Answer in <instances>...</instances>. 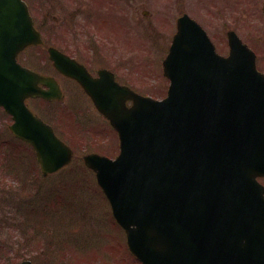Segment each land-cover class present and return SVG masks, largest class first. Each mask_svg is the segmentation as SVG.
<instances>
[{
  "label": "water",
  "instance_id": "1",
  "mask_svg": "<svg viewBox=\"0 0 264 264\" xmlns=\"http://www.w3.org/2000/svg\"><path fill=\"white\" fill-rule=\"evenodd\" d=\"M39 43L27 5L0 0V107L48 175L73 152L26 105L30 97H61L53 78L17 62ZM230 46L221 57L198 24L180 23L164 62L171 85L162 101L120 86L107 71L96 80L70 74L119 134L116 160L90 154L84 161L143 264H264V186L256 180L264 176V76L232 34Z\"/></svg>",
  "mask_w": 264,
  "mask_h": 264
},
{
  "label": "rangeland",
  "instance_id": "2",
  "mask_svg": "<svg viewBox=\"0 0 264 264\" xmlns=\"http://www.w3.org/2000/svg\"><path fill=\"white\" fill-rule=\"evenodd\" d=\"M26 1L31 3L47 45L80 59L88 58L95 50L101 64L110 62L115 67L109 69L122 83L144 95L159 99L166 96L169 81L163 75L162 60L167 54L166 40L173 36L176 26L163 22L161 0H134L132 5L126 3L130 0H108L114 6L110 7L112 12L108 7L96 11L95 5L85 3L93 0ZM139 7L141 13L147 10L151 14L137 21L131 14ZM128 14L133 19H128ZM89 15L98 18L93 23ZM121 16L125 24L116 23L121 22ZM48 60L46 46L29 49L20 59L25 66L52 74V68L46 65ZM59 82L65 91L62 101H32L30 108L56 127L73 149L75 159L46 178L39 172L32 187L23 182L18 187L20 183H16L21 205L25 204L17 212L12 194L0 191V264H6L2 259L12 255L14 248L21 260L29 259L34 264H139L133 263L125 235L114 224L95 174L82 160L91 152L116 157L120 151L118 135L73 83L61 78ZM11 123L0 109V162L13 160L12 153L7 152L16 150L24 166L25 162L35 165L33 150L9 133ZM40 213L39 221L36 215Z\"/></svg>",
  "mask_w": 264,
  "mask_h": 264
},
{
  "label": "flooded vegetation",
  "instance_id": "3",
  "mask_svg": "<svg viewBox=\"0 0 264 264\" xmlns=\"http://www.w3.org/2000/svg\"><path fill=\"white\" fill-rule=\"evenodd\" d=\"M95 1L96 0L91 3H94L96 11H100L102 8L114 7L110 6V1L108 0H97L107 6L101 3L98 4V2ZM126 1L128 0H125V2ZM85 3L91 5L90 2ZM126 3L132 5L134 0H130ZM97 4L98 7H96ZM160 4L163 5L160 15L164 23L166 22L176 26L177 31L181 22L188 20L196 21L206 30L212 42L215 44L217 52L223 56H227L230 51L229 33L231 31L235 32L242 42L249 46L255 53L257 67L264 73V0H161ZM110 9V12L114 11L112 10L113 8ZM140 9L139 7L134 14H131L132 11L129 12L132 16L135 15L133 17H135L137 21L140 20L142 16L145 17L151 14L147 10H143L141 13L139 11ZM129 14L127 15L128 19H133ZM119 19L121 22L116 23L124 22L122 16L119 17ZM123 24H125V22ZM208 25H213V27L209 29L207 28ZM175 33L170 39L166 40L167 53L169 52ZM63 53L76 60L77 63L84 68H87L88 72L93 76H97L101 68H115L109 61L108 64H101L99 53H92L88 58L83 59L71 55L68 51H63ZM47 68L55 67L53 63L49 61ZM62 78L68 82L77 84L76 81L65 76ZM4 174L3 169L0 168V191L9 192L12 194L11 197L13 198L16 196L18 190L15 186L16 183H18L17 177L13 175H8L6 177ZM4 178H8L7 181L10 180L8 184L4 182ZM10 183H13V185ZM8 186L12 188L10 189ZM12 206H14V204ZM11 253L12 255L8 254L6 258L3 257V263L15 264V261L21 258L20 252L18 254L15 248Z\"/></svg>",
  "mask_w": 264,
  "mask_h": 264
}]
</instances>
